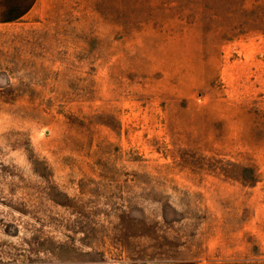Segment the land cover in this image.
Here are the masks:
<instances>
[{"label":"rangeland","instance_id":"374dc122","mask_svg":"<svg viewBox=\"0 0 264 264\" xmlns=\"http://www.w3.org/2000/svg\"><path fill=\"white\" fill-rule=\"evenodd\" d=\"M0 14V264H264V0Z\"/></svg>","mask_w":264,"mask_h":264},{"label":"crops","instance_id":"0c3cea01","mask_svg":"<svg viewBox=\"0 0 264 264\" xmlns=\"http://www.w3.org/2000/svg\"><path fill=\"white\" fill-rule=\"evenodd\" d=\"M0 1H2V0H0ZM0 16H1V14H0Z\"/></svg>","mask_w":264,"mask_h":264}]
</instances>
